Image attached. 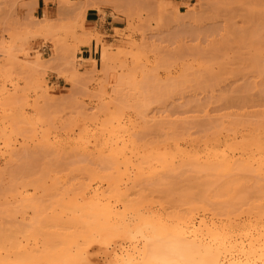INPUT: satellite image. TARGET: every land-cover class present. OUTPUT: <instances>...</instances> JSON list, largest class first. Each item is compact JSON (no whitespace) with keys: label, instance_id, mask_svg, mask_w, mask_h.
<instances>
[{"label":"rangeland","instance_id":"374dc122","mask_svg":"<svg viewBox=\"0 0 264 264\" xmlns=\"http://www.w3.org/2000/svg\"><path fill=\"white\" fill-rule=\"evenodd\" d=\"M59 3L66 10L55 18H20L0 1L1 250L13 241L41 243L63 211L57 221H65L63 200L68 205L67 196L88 184L107 187V176L133 191L128 198L147 217L184 212L193 198L209 205L210 184L226 180L179 162L169 170L145 160L138 170L100 159L93 150L107 142L103 129L124 128L144 154L175 151L177 140L203 151L264 129V0H104L109 36L88 28L85 7ZM252 183L245 179L247 192L239 191L253 197ZM90 236L64 260L56 243L55 258L18 260L13 250L2 253V264H115L114 253L129 246L125 235Z\"/></svg>","mask_w":264,"mask_h":264},{"label":"bare ground","instance_id":"6f19581e","mask_svg":"<svg viewBox=\"0 0 264 264\" xmlns=\"http://www.w3.org/2000/svg\"><path fill=\"white\" fill-rule=\"evenodd\" d=\"M116 126L115 129L111 128V131L103 129L105 132L101 130L102 132L99 134L104 137L107 136L105 137L107 142L102 141V143L105 142L104 144L100 143L102 147L97 149L98 147L95 145L96 148L93 150H96L95 152L100 159L112 161L111 163L113 164L118 162L117 164H123L122 167H126V169L130 165H134L133 167L136 168L138 165L136 166L135 163L140 164L141 161L145 162V160H148L161 166V169L175 170L174 164L179 162L180 167H183L182 165L188 166L187 168L191 167L192 172L195 170L197 174L198 172H204V174L214 177L216 181L221 178H226V180L221 186L210 184L213 189L210 188L209 200H206L204 196L200 198L208 201L209 205L197 202L196 205L193 204L198 200L196 197L197 200L195 198H193L194 201L191 200L192 206H186L188 209L183 210L185 213L177 211L179 212L178 214L171 213L174 216L168 214L170 217H167L168 215L163 216V214H152L147 217L142 213L141 215L138 211L140 209L138 208L139 205L136 202L134 203L130 199L131 197L128 198L133 191H129L131 193L127 194L128 188L124 190L125 193L122 188L119 190V182H113L114 179H111L110 176H107L110 178L106 177L107 180L104 181L105 179L102 180L101 178L105 177L102 176L100 179L103 183L107 182V187L104 188L102 185H97V187L91 188L89 187L91 184H86L87 186L82 189V185H85L82 184L80 187L82 190L76 189L79 190V192L76 191L78 192L77 194L76 192L71 193L72 189L67 191L65 194L71 193L75 199L77 198L76 196H82L83 202L80 201L82 204L78 205L80 202H76V200L73 202L74 199H71L72 197H68L70 196L68 195V205L63 200L64 210L66 208L69 210V213L65 215V221L59 222L60 218L64 216L65 211H63V216L61 214L59 215V217L61 216L60 218L55 217L54 220L56 221L52 220L55 222L54 226L51 222L53 226L51 228H54V230L51 233L48 232L49 235H45L47 237H43L42 242L40 241L41 243L34 239L33 241L35 242L33 244L27 241L25 245H21L18 241L16 243L13 241L14 243L10 245L11 250H6L7 248L0 249V264L3 261L5 262V260H1L3 259L2 253L7 251L19 253V256L13 253L15 258L18 257V260H21L19 259L20 257L25 260L31 259L35 255H37L35 258L54 257L51 245L56 243L61 246L56 255H63L62 259L64 260V258H69L68 254L78 239L83 236L91 237L90 233L91 235H97V237L103 234L106 235V233L111 234L112 238L117 235L126 236L129 246H125L126 248L122 247V249L119 248V251L114 253L113 260L115 264H150V257L159 249L162 240L181 241L186 245L190 253L199 256L206 264H264V201H262L264 200V184L261 185L260 182L261 179H264V129H261L262 132H257L251 126L253 127V133L242 134L240 139L232 136L224 140L221 147H218L217 145L220 144L217 143L208 146L209 148L205 147L203 151L180 148L177 145L179 140H177L176 142L174 141V144L176 143L175 151L171 149L174 152L156 150V147H153L155 151L151 153L149 151L148 154H144L140 149L142 154L137 147L136 138H132L131 134H128L123 127L120 128H123L124 131L116 128ZM227 132L232 131L227 130ZM169 135L167 134V136ZM97 138L94 139L95 142L93 144L98 142L99 138ZM172 139H175V136ZM166 142L167 140L164 141L165 144H167ZM206 143H204V146ZM88 144L85 145L88 146ZM85 148L84 150L82 149L83 152L88 151ZM88 154L91 155L90 153ZM119 165H116V169H118L117 166ZM137 168L138 170L141 169L140 166ZM246 173L253 175L250 177L245 176ZM123 174H125V171L122 174L120 173V177L118 176L116 181H119L124 176ZM126 175L131 179L129 174ZM247 178L254 182L252 186L257 185V187L255 186L256 189L253 188L255 192L253 191L254 195L251 198L244 194L243 191H239V189L245 190L242 182ZM131 181L135 180L131 179ZM78 186L75 188H79ZM237 187L241 188H238L237 191ZM235 189L236 191H234ZM245 192L247 191L245 190ZM204 200H199V202ZM188 203L190 204V202ZM186 210L188 211L186 212ZM35 237L32 236V238ZM2 247L0 246V248ZM9 256L11 255L7 252L5 257Z\"/></svg>","mask_w":264,"mask_h":264},{"label":"crops","instance_id":"0c3cea01","mask_svg":"<svg viewBox=\"0 0 264 264\" xmlns=\"http://www.w3.org/2000/svg\"><path fill=\"white\" fill-rule=\"evenodd\" d=\"M11 3V14L13 17L28 18L30 15L55 18V16L66 8H61L59 0H0ZM77 9L85 7L83 16L85 24L90 30H97L101 34L109 30L106 26L112 24L113 16L107 6L103 5L104 0H69ZM98 4V8L94 5ZM102 11V12H101ZM111 19V22L109 20Z\"/></svg>","mask_w":264,"mask_h":264},{"label":"clouds","instance_id":"9594fccd","mask_svg":"<svg viewBox=\"0 0 264 264\" xmlns=\"http://www.w3.org/2000/svg\"><path fill=\"white\" fill-rule=\"evenodd\" d=\"M150 264H206L190 253L179 240H162L159 249L150 257Z\"/></svg>","mask_w":264,"mask_h":264}]
</instances>
